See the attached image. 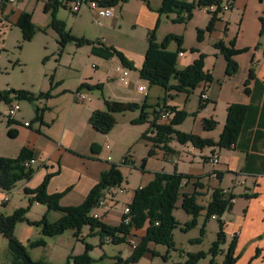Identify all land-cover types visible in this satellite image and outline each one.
I'll return each mask as SVG.
<instances>
[{
    "label": "rangeland",
    "instance_id": "374dc122",
    "mask_svg": "<svg viewBox=\"0 0 264 264\" xmlns=\"http://www.w3.org/2000/svg\"><path fill=\"white\" fill-rule=\"evenodd\" d=\"M179 1L191 5L196 2V0ZM48 2L49 0H17L13 4L4 3L7 4L6 10L3 13L0 11V93L23 90L33 96H40L50 92L47 98L34 103L23 99L17 100L11 94L9 96L12 99L11 104L17 102L21 109L11 118L14 123L10 126H7L10 121L7 115L9 105L6 102H0V158L14 159L1 156V153L7 148L13 149L14 144L8 140V133L10 129H16L19 131V137L15 141L22 143L23 148H30L34 152L33 159L35 160L32 165L35 171L32 179L29 182H19L11 192L6 193L5 197L8 195L9 201L5 202L4 198L0 202V214L8 216L13 214L16 209H28L25 218L29 223L38 222L44 216L50 222H56L62 213L50 212L46 206L35 202L29 204V198L24 193L25 187L36 189L43 183L47 174H54V178L47 187V192L50 195L64 194L59 203L62 207L82 205L90 191L97 185L101 174L108 171L112 165L122 164L127 158L128 163L120 166L124 177L123 184L120 187L106 190L103 198L106 206L94 211L101 222L115 227L121 223L124 209L133 201L137 189L140 186L141 188L146 187L148 179L152 176V174L142 173L144 161L147 172L158 169L157 162L150 159L151 144L142 139L147 132H150L149 122L153 120L152 112L159 111L166 106L165 97L166 100L172 97L176 98L174 91L167 92L159 86H150L147 81L140 78L137 68L143 67V60L148 49L147 30L152 27L153 19L155 22L160 19L157 43L161 44L169 35L180 37L181 47L184 50L182 56L185 57L179 58L178 56L176 69L182 70L191 62V56L195 54L191 50H198L193 47L201 43L200 48L206 49L204 38L201 41L197 39L198 31L207 28L211 16L200 8H195L192 20L178 23L176 22V13L160 15L159 11L163 7V0L121 2L119 7L122 8V15L119 10H116L119 15L116 22L114 18H101L95 12L90 11L86 5L81 7L78 14L71 13L68 8H60L57 20L66 24L67 31H70L71 36L85 38L90 42L89 45L84 44L80 47L76 43L69 42L62 49L58 43V34L50 27L51 14L44 13L45 4ZM19 11H25L32 15L31 22L35 30L29 41H25L21 29L15 26L14 15ZM151 16L152 22L149 25ZM207 35L204 34V37L206 38ZM103 46L115 48L134 64L136 70L130 73V85L125 86L120 82L116 68L122 65L117 58L105 59L97 54L92 53L93 56L91 55L93 47L99 49ZM185 47L189 49L187 50ZM168 50L178 52V44L175 40L171 41ZM96 56L105 61L99 60ZM94 66L99 68L94 69ZM134 77L137 81L133 91ZM90 83L92 84L90 85ZM82 84L90 87L98 85L102 88V90L98 88L83 90L87 100L94 101L90 106L76 102L74 98L77 88ZM139 85L144 86L150 95L148 100L149 105L152 106L147 110L148 123L139 124L142 109H138L134 112L114 115L115 126L109 134L97 133L89 123L93 113H89L90 107L93 108L97 100L103 102L104 97L107 96H113L118 100L128 98V101L114 102L136 103L141 107L144 104V98L143 94L139 95L136 91ZM201 92L202 90L200 91V88L197 87L190 94L189 102L185 103L187 110L183 107V98H179L173 103V106L181 111H190L183 124L176 128L178 131H186L189 134L194 129V120L197 117L199 119L203 117L204 109L199 107ZM37 107L40 110L45 109L42 121L37 119ZM72 117L78 118L75 130L62 140L64 128ZM159 123L165 124L166 122L160 119ZM40 133L51 138L55 144L64 147L66 155L70 154L75 159L67 158L66 161L61 159L59 162H55L42 158L44 148L40 146L41 139L39 138L41 137L38 136ZM213 135L217 138L220 137L218 128L215 129ZM44 162H47V167L43 165ZM193 179L191 182L198 184V181ZM228 182L225 180L223 186L229 185ZM123 188L126 190L125 193L121 192ZM192 189L193 187L188 189L184 187L181 191L188 194ZM212 189L215 187L208 186L205 193L199 191L198 201L201 206L208 204ZM181 204L182 200L180 199L174 210V219L178 224L173 233L175 249H169L164 245L150 244L151 253L146 254L135 264H185L189 255L198 252L207 253L210 250L219 232L218 220L213 218L205 223L206 213H202L197 219L196 225L187 229L193 218L185 213ZM28 222L18 225L15 235L27 248L34 262L48 264H75L74 258L86 253L94 259V264H117L118 258L126 261L146 231L145 227L141 232H133L129 239L130 244L114 245L109 238L101 239L95 234L96 231L92 232L88 226L80 232L71 229L62 235L49 238L42 236L41 229ZM203 228L205 234L201 236ZM39 239H43L44 246L28 247L31 241L35 242ZM199 240L201 242L197 243L196 241ZM7 244L8 241L0 234V264L11 263L12 256ZM87 246L90 247L88 252ZM210 260L211 256L207 255L197 264H210ZM222 260V256L217 258L218 262Z\"/></svg>",
    "mask_w": 264,
    "mask_h": 264
},
{
    "label": "trees",
    "instance_id": "16d2710c",
    "mask_svg": "<svg viewBox=\"0 0 264 264\" xmlns=\"http://www.w3.org/2000/svg\"><path fill=\"white\" fill-rule=\"evenodd\" d=\"M78 0H49L44 7V13L51 14L50 27L58 34L59 45L63 49L67 43H76L77 46L89 45L90 42L85 38H76L71 36L70 31H67L66 24L63 21L57 20V13L60 8H68L69 3H74ZM129 0H105L104 5L108 7L119 6L121 2L127 3ZM224 0H196L194 4H188L180 2L179 0H163V7L160 9V15L176 13V22L182 23L190 21L193 18V11L195 8L207 10L210 7L216 6L217 8L208 14L211 16L210 22L205 30L198 31V41L204 38V34H211L215 28V24L219 21V16L223 15L222 4ZM232 8L234 0H231ZM0 4V11H2ZM162 17V16H160ZM32 15L22 12L20 18H18L15 26L22 31L25 41H29L34 34L35 27L32 22ZM264 23V18L262 19ZM160 19L156 22L155 27L147 34L146 40L148 43V50L145 54L143 67L140 68L139 75L144 81H147L150 86H159L167 92L174 91L177 94L187 93L191 94L199 87L200 84L207 85L213 82V76L205 72V54H200L198 50H191L192 53H199L198 58L186 68L177 70V59L179 54H183L182 41L180 37L175 35L167 36L163 42L157 43V30ZM177 42L178 52L168 50L171 41ZM99 44V43H98ZM93 45V44H91ZM215 48L220 51L226 61L227 68L225 69V77L235 76L239 70V66L234 57L245 52V50H235L234 43L229 46H225L223 43L215 44ZM93 54H101L105 59L117 58L122 67L128 68L130 71H135L136 68L132 62L129 61L121 52H118L113 47H101L97 49L93 47ZM99 54V55H100ZM252 77V76H251ZM98 88L102 90L101 86L95 85L90 87L87 85H80L76 91L84 89ZM19 100L23 99L34 103L40 101L43 98H47L50 92L41 94L40 96H33L31 93L19 91H6L0 93V102H6L8 105L12 103L10 95ZM147 101V99H146ZM144 102L140 107L136 103H116L111 100L104 99L106 109L104 111H95L90 118L91 127L97 131V133L107 135L111 129L115 126L114 115L119 113L134 112L138 109H142L139 117V124L148 123L149 116L147 110V102ZM205 102L200 99L199 107L204 109ZM172 110L175 113L174 119L169 123L160 124V115L164 110ZM45 110V109H44ZM44 110H40L38 107L36 113L38 120L42 121ZM153 113V120L150 123V132L153 136H148L150 132H147L143 136V140L151 144L150 156H154L155 149L170 151L169 143L177 141L179 144H190L192 147L204 150L206 148L230 149L237 145L241 130L245 123L246 116L249 113V109L244 105H230L227 109L226 123L224 130L222 131L219 141L213 139H203L196 134H187L180 132L176 128L181 126L188 116L187 111H181L173 106H164L161 110H155ZM14 122L10 119L8 126ZM218 126V122L213 119H207L203 121V130L205 132H212ZM9 138L15 139L16 132L9 130ZM34 152L25 147L14 159L0 158V190L6 193L11 192L16 184L19 182H29L35 174L33 167H28L26 164L30 162L34 156ZM128 160H125L120 165H112L108 171L101 174L100 180L96 186L90 191L86 201L82 205L73 207L60 206V200L64 194H52L47 192V187L50 181L54 178V174H47L43 183L36 189H24L25 195L29 198V204L35 202L39 205H44L50 212H60L61 217L56 222H50L46 216H44L38 222L29 223L25 218L28 209H16L13 214L5 216L0 214V234L8 241V250L12 256L10 264H48L45 262H34L30 257L27 248L22 245L19 239L15 235V230L18 224L28 222L30 225L40 228L41 235L44 237L53 238L62 235L67 230H78L80 232L84 227L88 226L92 232H95L101 239L109 238L112 244H130L129 239L132 233L135 231H142L146 227V231L143 237L140 239L137 247L132 251L131 256L126 260L118 258L117 264H135L139 262L146 254L151 253L150 244L168 246L169 249H175V243L173 240V233L176 230L178 224L174 219V210L176 209V203L182 200L181 207L188 215L192 216L191 223L187 226V229L196 225L197 219L206 213L205 223L209 219L218 220L219 232L216 235V241L213 242L210 250L207 253H197L189 255V259L185 264H197L207 255L211 256L210 264H237L236 250V236L233 237L232 242L225 249L227 244L225 224L222 221L224 214L232 207L236 196L231 192L221 188L212 189L210 200L206 206H201L198 202V196L200 193L194 194L182 193L184 184H188L193 179L191 176L185 174L175 173H154V177L146 187L138 188L135 192L133 201L128 205L130 210V222L128 225L121 222L118 226L112 227L106 223L101 222L98 218H95L94 211L97 210L98 203L104 198V192L108 189L120 187L124 182V177L120 166L127 164ZM145 169V161L142 165V170ZM216 174V173H215ZM221 173H217L216 177L221 178ZM199 187V186H197ZM203 189V187L200 186ZM205 229H202L201 236H204ZM197 243L201 242L196 241ZM45 245L43 239L37 241H31L28 244L29 248H38ZM87 252L90 247L87 246ZM219 256L223 257L222 263L217 261ZM166 259V258H165ZM75 264H94L92 259L87 253L83 256H77L74 258Z\"/></svg>",
    "mask_w": 264,
    "mask_h": 264
},
{
    "label": "crops",
    "instance_id": "0c3cea01",
    "mask_svg": "<svg viewBox=\"0 0 264 264\" xmlns=\"http://www.w3.org/2000/svg\"><path fill=\"white\" fill-rule=\"evenodd\" d=\"M6 6L7 4L2 6V13L5 12ZM121 9L122 8L119 6H115V11L119 10L120 15H122ZM201 10L209 15L205 8ZM22 12L24 11H19L18 14L14 15L15 22L20 18ZM118 16L119 15L116 13V18H114L115 22L118 21ZM263 18L264 0H234L233 8L229 12L220 15L219 21L215 24L213 32L208 34L206 38L204 37L203 42L205 43L206 49L200 48L201 43L193 47L197 48L200 54H205L204 71L213 76V82L207 85H204V83L199 85L200 91L202 90L204 94L208 95L209 99L205 102L203 117L201 119L197 117L194 120V129H192L189 134H196L203 139H213L218 142L220 137H214L213 133L215 130L212 132H205L203 130V121L207 119L217 121L218 134H221L225 127L228 107L232 104L244 105L248 107L249 113L246 116L237 145L233 148L223 150L217 149V147L199 150L192 147L190 144L182 145L177 141H173L168 144L171 148L170 151L166 152L156 148L154 156L150 158L152 161L154 160L157 162V171L151 170L147 172V169L142 170V173L152 174L147 184L153 179L154 173L166 172L172 174L177 172L178 174H185L186 176L196 178L193 180L198 181V184L192 183V180H190L188 184H184V187L187 189L193 187L191 193L189 192L188 194H194L195 192L205 193L208 186H210L216 189L221 188L227 190L231 192L232 195L236 196L232 207L222 217V221L225 224L227 239L225 249H227L228 245L232 242L233 237L236 236L235 255L238 259L237 264H264ZM157 21L158 19L156 22ZM151 22L152 16L150 17L149 25ZM156 22L153 19L152 27L147 30V34L155 27ZM219 42L223 43L225 46L234 43L235 50H245V52L234 57L239 66V70L235 76L225 77V69L227 68L226 61L224 57L220 55V51L215 48V44ZM186 49L188 50L189 48ZM90 53L93 56L92 52ZM199 53L193 54L191 56V62L185 67L193 64L198 58ZM99 56L103 57L101 54ZM99 56H96V58L104 60L99 58ZM184 57V55L181 57L179 54V58ZM97 68L99 67L94 66V69ZM140 68H137V70H140ZM133 72L134 71H132V73ZM133 81L132 89L134 91L136 86L135 82L137 81L136 77L133 78ZM91 84L92 83H90V85ZM138 87L136 91H138ZM173 93L176 95V98L172 97L166 100L165 97L164 103H166L167 106H173L175 101H178L179 98H183V107L186 109L185 103L187 101L189 102L191 96L187 93ZM104 98L113 100V102L128 101V98H120L118 100L113 96ZM143 98L144 102L147 99L146 102L148 106H152L149 105L148 98L150 99V95L147 89ZM93 103L94 101L90 100L88 103L86 102L83 104H89L90 106ZM94 105L93 108L90 107L89 113L97 110H105L104 99L103 102L97 100ZM77 123V117H72L71 120H69L68 125L64 128V137L62 140H64L65 136L68 137L74 132ZM10 130L16 132L15 139H17L19 137V131L16 129ZM184 132L188 134V132ZM38 136H40L41 138L39 139L42 140H40V146L44 148L42 150V158H47L49 161L55 162H59L61 159L66 161L67 158L75 159V157L70 154L66 155L64 147L55 144L52 139L47 138L45 134L40 133ZM148 136L151 137L153 135L149 133ZM15 139H8L10 143L13 142V149H5L4 152L1 153V156L15 158L20 154L23 149V144L17 143ZM214 153H217L220 157L218 165H211L207 161L210 155ZM43 165L47 167V162H44ZM215 173H221L222 179H218L219 177L215 178ZM225 180L229 181V185L223 186ZM200 186L204 189L200 188ZM5 196V192L0 190V202H2ZM138 232L141 231L139 230ZM222 261L219 263H222Z\"/></svg>",
    "mask_w": 264,
    "mask_h": 264
},
{
    "label": "built area",
    "instance_id": "2783aa9c",
    "mask_svg": "<svg viewBox=\"0 0 264 264\" xmlns=\"http://www.w3.org/2000/svg\"><path fill=\"white\" fill-rule=\"evenodd\" d=\"M16 1L17 0H0V4H2V3L3 4L4 3L13 4ZM104 1L105 0H78L74 3H69L68 7H69V10L71 13L78 14L81 7L83 5H86L90 11L95 12L101 18H115L116 17L115 7H108V6L104 5ZM231 5H232L231 0H224L223 4H222L223 12H229L232 9ZM216 8H217L216 6H213V7H210L208 10L206 8L205 9L208 13V11L213 12ZM180 56H182V54H180ZM116 73L120 76V80H121L120 82L123 85H125V86L129 85V76H130L131 71L128 68L118 66L116 68ZM138 92L145 95L146 94V88H144V86H139ZM74 98H75L76 102H79V103L89 102V100H87V98L85 97V92L83 90L76 91ZM201 98H202L201 100L203 102H206L209 99L208 95L204 94V92L201 93ZM107 100H110V99H107ZM111 101H113V100H111ZM19 109H21V108L17 102L13 105L12 104L9 105V108L7 109L8 117L10 119L13 118L15 116V114L19 111ZM174 117H175V113L169 109H167V110L165 109L160 115V119L162 121H165L166 123H169L172 119H174ZM107 148H109V146H107ZM108 160H110V157H108ZM219 160H220V157L217 155V153L211 154L210 157L207 159L208 163L211 165H218ZM34 163H35V160L32 159L30 162H28L26 164V166L32 167V165ZM121 192L125 193L126 190L123 188V189H121ZM8 199H9V196L7 195V197H5V199H4L5 202H8ZM105 206H106V204L104 203V200L102 199L98 203L97 207L103 208ZM129 215H130V210H129L128 205H127L124 209L123 217H121V222L125 223V225H128L130 222ZM96 216L97 215H95L94 217L97 218Z\"/></svg>",
    "mask_w": 264,
    "mask_h": 264
}]
</instances>
